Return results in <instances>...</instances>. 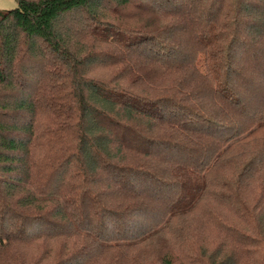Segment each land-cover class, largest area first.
<instances>
[{
  "label": "trees",
  "instance_id": "trees-1",
  "mask_svg": "<svg viewBox=\"0 0 264 264\" xmlns=\"http://www.w3.org/2000/svg\"><path fill=\"white\" fill-rule=\"evenodd\" d=\"M18 2L0 11V261L117 264L183 237L224 168L222 246L264 264V0Z\"/></svg>",
  "mask_w": 264,
  "mask_h": 264
},
{
  "label": "rangeland",
  "instance_id": "rangeland-1",
  "mask_svg": "<svg viewBox=\"0 0 264 264\" xmlns=\"http://www.w3.org/2000/svg\"><path fill=\"white\" fill-rule=\"evenodd\" d=\"M18 4V0H0V11L7 12L16 8ZM187 38L189 37L187 36ZM112 70L113 69L111 68L98 67L94 70L95 72L93 75L109 78L113 73ZM246 121V119H241L239 125L246 128L248 126ZM259 134L261 137H259L258 141L255 136L250 139V142L253 143L254 146L259 145L258 142H261V138L264 140V129L260 130ZM254 138L256 139L254 140ZM250 156L253 158L252 155H246L245 157L249 158ZM223 169L224 168H220L216 171V175L213 179L214 186H211V192L214 193V196L209 195V198H206L208 200L206 201L204 207L199 212L194 213L195 215L190 218L185 216L174 219L171 226L173 229L183 228V231L185 232L183 233V237H178V235H180L178 234L179 232L177 233L176 237L173 234H175L177 231L169 229L170 231H168L167 235L158 239L156 242L149 243V245L144 248L140 247L141 249H129L128 252H126V250L122 251V259L116 261L117 264H135L136 262H141L142 264H159L160 257L165 252L164 250L172 251L175 264H211L212 262L209 258V254L211 253L212 249L216 247L219 249V246L223 254L227 253L230 258L233 257L235 260L237 254L235 253L234 255H231L232 251L230 247L228 245L222 246V243H226L227 239L224 232L221 231L218 233L219 229L217 227L219 224V226H224L225 223L231 220V206L228 200L231 191L229 190V187L223 185V182L228 183V181L225 182L224 180L230 181L232 177L228 174V170ZM234 171L236 170L233 169L230 172ZM262 178L264 180V175ZM256 193H259V191ZM257 246L258 245L251 248L258 250H263L264 248L263 245L260 247ZM189 249L193 250V252L190 254L192 256L186 254ZM22 250L24 259L28 261H34L35 257H38L39 254L42 256L41 253H43V247L37 245L24 246ZM195 253L198 254L195 255ZM112 255L121 257L120 252L116 254L113 253ZM4 257L5 258L0 261V264L22 263V258H16L14 256ZM250 257H248L245 253L243 255H239L237 264H262L261 257ZM41 264H47V262Z\"/></svg>",
  "mask_w": 264,
  "mask_h": 264
}]
</instances>
